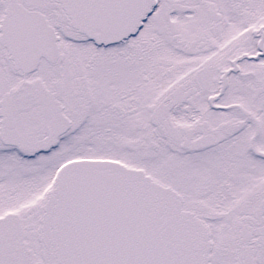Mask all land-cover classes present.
Returning <instances> with one entry per match:
<instances>
[{"label":"snow or ice","instance_id":"obj_1","mask_svg":"<svg viewBox=\"0 0 264 264\" xmlns=\"http://www.w3.org/2000/svg\"><path fill=\"white\" fill-rule=\"evenodd\" d=\"M0 264H264V0H0Z\"/></svg>","mask_w":264,"mask_h":264}]
</instances>
